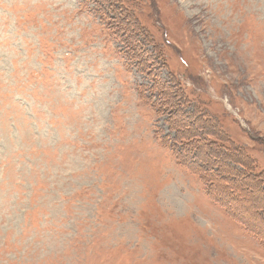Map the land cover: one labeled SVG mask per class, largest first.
I'll return each mask as SVG.
<instances>
[{
  "label": "rangeland",
  "instance_id": "obj_1",
  "mask_svg": "<svg viewBox=\"0 0 264 264\" xmlns=\"http://www.w3.org/2000/svg\"><path fill=\"white\" fill-rule=\"evenodd\" d=\"M120 1L0 0V264H264V0Z\"/></svg>",
  "mask_w": 264,
  "mask_h": 264
},
{
  "label": "trees",
  "instance_id": "obj_2",
  "mask_svg": "<svg viewBox=\"0 0 264 264\" xmlns=\"http://www.w3.org/2000/svg\"><path fill=\"white\" fill-rule=\"evenodd\" d=\"M91 1H93L94 3H98L99 4V6H98V8H97V10L95 12H97L100 15L101 19H103L104 21L107 20L108 22H110L111 26H113V27L115 26L114 28L116 29V31L118 33L122 32V30L126 31L127 28L132 27V25H129V24L127 25V22H126V20H128L130 23L132 22V20H133L132 11H130L127 7H125L124 3L121 2L120 0H91ZM103 6H105V8H103ZM133 22H134V20H133ZM138 27H139V29L136 28L135 25L133 26L134 31L131 34L133 36V38L135 37V35L138 32H142V27L141 26H138ZM127 35H129V34H125L124 35V38L126 40H127L128 37H130V36H127ZM133 38H131L132 41H134ZM182 92H183V90H182ZM201 118H204V117H201ZM209 131L210 132H214L212 130H209ZM217 136L218 137H215L213 142H217L218 140H221L220 139V135L217 134ZM190 142H192V141H190ZM211 146H215V145L212 144ZM172 153L175 154L176 159L179 161L180 164H182L181 163V159H179L176 156L177 155L176 151L174 152V150H172ZM182 165H185V163H183ZM188 168H192L193 169V167L191 165L190 166L188 165ZM196 174L200 178V180H201L202 184L204 185V187L206 188V191H209L208 188H210V186L204 180L203 175H201L199 171L196 172Z\"/></svg>",
  "mask_w": 264,
  "mask_h": 264
},
{
  "label": "bare ground",
  "instance_id": "obj_3",
  "mask_svg": "<svg viewBox=\"0 0 264 264\" xmlns=\"http://www.w3.org/2000/svg\"><path fill=\"white\" fill-rule=\"evenodd\" d=\"M243 221V220H242Z\"/></svg>",
  "mask_w": 264,
  "mask_h": 264
}]
</instances>
